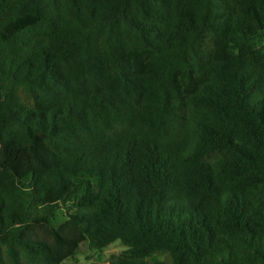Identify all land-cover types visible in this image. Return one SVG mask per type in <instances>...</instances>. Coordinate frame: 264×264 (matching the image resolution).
I'll return each mask as SVG.
<instances>
[{
  "label": "trees",
  "instance_id": "16d2710c",
  "mask_svg": "<svg viewBox=\"0 0 264 264\" xmlns=\"http://www.w3.org/2000/svg\"><path fill=\"white\" fill-rule=\"evenodd\" d=\"M264 264V0H0V264Z\"/></svg>",
  "mask_w": 264,
  "mask_h": 264
},
{
  "label": "rangeland",
  "instance_id": "374dc122",
  "mask_svg": "<svg viewBox=\"0 0 264 264\" xmlns=\"http://www.w3.org/2000/svg\"><path fill=\"white\" fill-rule=\"evenodd\" d=\"M123 250V246L116 242L101 252L90 250L87 243L81 245L76 259L63 264H109L112 255H117Z\"/></svg>",
  "mask_w": 264,
  "mask_h": 264
}]
</instances>
